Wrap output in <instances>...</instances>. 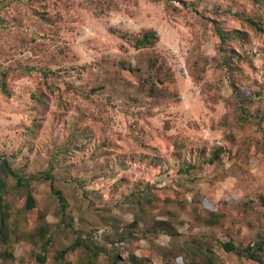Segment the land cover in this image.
<instances>
[{
  "label": "rangeland",
  "instance_id": "obj_1",
  "mask_svg": "<svg viewBox=\"0 0 264 264\" xmlns=\"http://www.w3.org/2000/svg\"><path fill=\"white\" fill-rule=\"evenodd\" d=\"M21 2L23 6L14 3L5 9L7 25L16 29L13 35L0 38V68L10 65L20 68V71H9L10 96L0 94V156L12 157L27 173L43 172L48 169L51 157L59 154V148L81 127H88L85 148L68 149L65 163L85 161L86 148L100 143L106 145L103 152L107 157H135L136 160L147 154L155 156L151 147H143L142 143H148L157 149L159 158L169 162L177 158L196 159L203 149L223 147L226 150L223 164L203 167L198 193L176 187V169L171 176L157 181V171L143 163H133L117 176L116 181L125 178L118 190L113 181L104 179L93 181L87 189L101 190L103 204H110L126 187L142 180L155 182L160 203L164 197L178 198L184 203L186 211L179 216V221L185 224L178 225L180 232H211L195 221L194 207L197 199H201L197 213L206 209L229 215L226 229L229 227L231 234L238 236V248L247 247L259 236L264 237L261 201L264 197V31L229 13V10L250 13L252 6L247 1L174 0L168 7L164 2L132 0L122 12L104 15L91 10L85 0ZM35 9L53 23L39 21L33 15ZM109 27L134 33L143 29L157 31L160 41L155 51L167 60L175 74L179 92L175 104L135 107L116 101L95 107L67 91V83L82 87L88 79L94 78L90 69L80 75L74 67L122 54L121 42L108 33ZM218 27L247 35V42L240 50L243 61L238 62L245 78L236 76L229 80L225 69L220 67L224 53L218 50L222 45L215 31ZM61 48L72 51L74 58L60 71L61 76L45 79L40 69H57L54 62ZM27 67L30 70H25ZM193 74L200 77V83L192 79ZM231 82L249 99L245 119L240 114ZM35 93L45 95L48 102V109L38 114L33 111L31 95ZM258 94H263V98ZM45 183L32 184L38 204L41 194L49 189V182ZM245 202L252 203V207L242 212ZM36 215V212L30 213L32 226ZM126 218L132 219L131 215ZM151 223L152 219L146 220L147 226ZM147 226L142 228L147 229ZM103 233L101 230L98 235ZM213 233L224 237L222 229ZM156 243L166 247L169 239L161 237ZM152 246L143 240L134 254L150 257L152 264H167L169 256L160 257ZM15 248L17 257L33 252L27 243ZM124 250L122 257L133 252L126 247ZM215 250L221 254L224 264H252L245 258L226 254L217 246ZM27 264L40 263L27 258ZM48 264L60 263L51 259ZM97 264H107V257L103 256Z\"/></svg>",
  "mask_w": 264,
  "mask_h": 264
},
{
  "label": "trees",
  "instance_id": "obj_2",
  "mask_svg": "<svg viewBox=\"0 0 264 264\" xmlns=\"http://www.w3.org/2000/svg\"><path fill=\"white\" fill-rule=\"evenodd\" d=\"M21 1L0 0V38L6 34L13 35V30L16 29L15 26L7 25L5 9L14 3L23 6ZM85 1L91 10L104 15L122 12L131 5L132 0ZM150 1L164 2L168 7L174 2ZM245 1L252 6L250 13L243 10H229V13L253 28L264 31V0ZM33 15L45 24L53 23V20L37 9ZM215 31L222 43L218 50L224 53L223 58L221 57L223 62H219V65L227 72V78H245L238 62L243 61L240 50L247 42V35L239 30L229 31L221 27ZM108 33L121 42L122 54L74 67L80 75L90 69L94 78L88 79L82 87L67 83V91L95 107L107 106L116 101L135 107L169 102L175 104L179 94L175 86V74L167 60L155 51L160 41L157 31L143 29L134 33L109 27ZM58 53L54 62L57 69H40L45 79L54 77V80L61 76L60 71L74 58L71 56L73 52L67 48H61ZM10 70L20 71V68L17 65L0 68V94L7 97L10 96L7 83ZM25 70L30 69L27 67ZM192 79L200 83L199 76L193 74ZM230 86L237 98L240 114L245 119V105L249 99L243 97L235 82H231ZM31 96L36 114L48 109L45 95L35 93ZM258 97L263 98V94H258ZM59 100L61 101V96ZM87 133L88 127L76 128L59 148V154L51 157L48 169L43 172L27 173L15 164L12 157L0 156V264H27V258L40 264H48L51 259L60 264H97L103 256L107 257V264H152L150 257H138L134 254L143 240L152 243L160 257L169 256L167 264H224L221 254L215 250L216 246L226 254L245 258L252 264H264V237L259 236L247 247L238 248V236L232 235L229 227L226 229L229 215L223 211L206 209L197 213L201 199H197L194 207L195 221L211 232L194 234L189 230L180 232L178 229L179 224H185L179 221V216L186 211L184 203L171 197H164L160 203L155 182L142 180L132 187H126L110 204H103L104 194L101 190L87 189L97 179L113 181L117 189L125 180L120 178L116 181L117 176L127 171L131 164L143 163L157 171V181L171 176L176 169V187L196 190L198 193L203 167L223 164L226 154L223 147L203 149L196 159L177 158L169 162L159 158L156 155L157 149L148 143H142L143 147H151L155 156L147 154L139 160L135 157L127 159L125 156L107 157V153L103 152L106 145L100 143L94 148H86L88 155L85 161L65 163L68 149L81 151L85 148ZM59 155L62 157L59 158ZM35 181L41 184L49 182V189L41 194L40 204L31 189ZM117 190L111 189L112 192ZM261 201L264 204L263 196ZM251 205L252 203L245 202L241 211L246 212ZM31 212L37 213L34 226L30 224ZM129 215L132 217L130 220L126 218ZM147 219H152L149 226L146 224ZM144 225L147 229L142 228ZM217 229H222L223 238L215 236L213 232ZM101 230L104 233L99 236ZM232 233L238 235L234 231ZM161 237L169 239L166 247L156 243ZM20 243L29 244L33 252L28 251L26 256L17 257L15 246ZM52 246L54 248L50 251ZM125 247L133 252L122 257Z\"/></svg>",
  "mask_w": 264,
  "mask_h": 264
}]
</instances>
